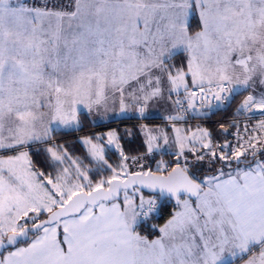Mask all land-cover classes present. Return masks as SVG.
Here are the masks:
<instances>
[{"label":"snow or ice","instance_id":"1","mask_svg":"<svg viewBox=\"0 0 264 264\" xmlns=\"http://www.w3.org/2000/svg\"><path fill=\"white\" fill-rule=\"evenodd\" d=\"M0 264H264V0H0Z\"/></svg>","mask_w":264,"mask_h":264},{"label":"trees","instance_id":"2","mask_svg":"<svg viewBox=\"0 0 264 264\" xmlns=\"http://www.w3.org/2000/svg\"><path fill=\"white\" fill-rule=\"evenodd\" d=\"M222 118H223V114H221V115H217V116L214 117L213 119H214V120H219V119H222ZM126 122H128V121H125L124 124H126ZM85 123H86V127H85L84 131L81 132V133H78L77 135L87 134L89 131H93V130H95V131H100V130H101L100 128H98V127H96V126L91 125V124L89 123V121H86ZM124 124L116 123V126H118V127L121 129V127H122V128L124 127ZM193 124H195V123H193ZM128 126H130V125H128ZM67 143H68L69 145H72V144H73V138H72V137H68V138H67ZM126 147L129 148L130 150H131V149H135V148H137V142H136L135 140L127 141V142H126ZM113 159H115V157H113ZM166 218H167V217L165 216V219H166ZM159 223H163V220H160Z\"/></svg>","mask_w":264,"mask_h":264},{"label":"rangeland","instance_id":"3","mask_svg":"<svg viewBox=\"0 0 264 264\" xmlns=\"http://www.w3.org/2000/svg\"><path fill=\"white\" fill-rule=\"evenodd\" d=\"M157 122H158V121H157ZM89 123H90L91 125L96 126L95 124H93V123L90 122V121H89ZM132 123H134V122H133V121H128V122H126V124H127V125H130V126H131ZM111 126H112V127H118V126H116V123H113ZM120 130L123 131V128L121 127ZM77 134H78V133H77ZM77 134H76V135H77Z\"/></svg>","mask_w":264,"mask_h":264},{"label":"built area","instance_id":"4","mask_svg":"<svg viewBox=\"0 0 264 264\" xmlns=\"http://www.w3.org/2000/svg\"><path fill=\"white\" fill-rule=\"evenodd\" d=\"M192 123H196V121H193Z\"/></svg>","mask_w":264,"mask_h":264}]
</instances>
